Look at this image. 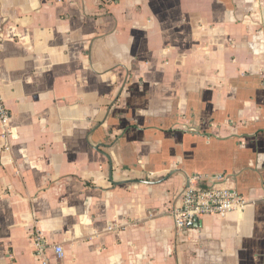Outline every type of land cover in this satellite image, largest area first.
<instances>
[{"label": "crops", "instance_id": "obj_1", "mask_svg": "<svg viewBox=\"0 0 264 264\" xmlns=\"http://www.w3.org/2000/svg\"><path fill=\"white\" fill-rule=\"evenodd\" d=\"M0 92V264H264V0H0Z\"/></svg>", "mask_w": 264, "mask_h": 264}, {"label": "built area", "instance_id": "obj_2", "mask_svg": "<svg viewBox=\"0 0 264 264\" xmlns=\"http://www.w3.org/2000/svg\"><path fill=\"white\" fill-rule=\"evenodd\" d=\"M65 0H55L63 2ZM120 0H99L102 6L117 4ZM10 113L5 107L3 97L0 92V140L5 142L3 149L9 151L7 140L11 135L9 129ZM247 206L246 199L237 194L234 190L201 187L197 178L188 179L179 198L170 210V217L174 227L178 231H188L194 228L196 222L205 216L224 217L230 213L243 212ZM114 226H108L107 232H112ZM34 246V257L39 264H51L49 251L56 260L63 258L61 246H45L39 234L32 236Z\"/></svg>", "mask_w": 264, "mask_h": 264}, {"label": "water", "instance_id": "obj_3", "mask_svg": "<svg viewBox=\"0 0 264 264\" xmlns=\"http://www.w3.org/2000/svg\"><path fill=\"white\" fill-rule=\"evenodd\" d=\"M196 223H198V221Z\"/></svg>", "mask_w": 264, "mask_h": 264}]
</instances>
